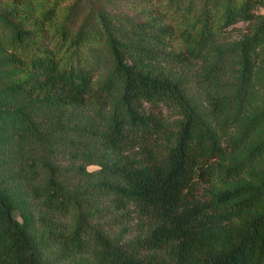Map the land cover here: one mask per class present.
<instances>
[{
	"label": "trees",
	"instance_id": "1",
	"mask_svg": "<svg viewBox=\"0 0 264 264\" xmlns=\"http://www.w3.org/2000/svg\"><path fill=\"white\" fill-rule=\"evenodd\" d=\"M0 264H264V0H0Z\"/></svg>",
	"mask_w": 264,
	"mask_h": 264
},
{
	"label": "rangeland",
	"instance_id": "2",
	"mask_svg": "<svg viewBox=\"0 0 264 264\" xmlns=\"http://www.w3.org/2000/svg\"><path fill=\"white\" fill-rule=\"evenodd\" d=\"M89 169H90V170H94V169H95V167H90Z\"/></svg>",
	"mask_w": 264,
	"mask_h": 264
}]
</instances>
